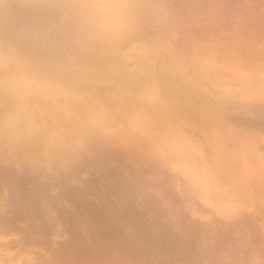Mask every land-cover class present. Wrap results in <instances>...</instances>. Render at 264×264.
Here are the masks:
<instances>
[{
  "label": "rangeland",
  "instance_id": "374dc122",
  "mask_svg": "<svg viewBox=\"0 0 264 264\" xmlns=\"http://www.w3.org/2000/svg\"><path fill=\"white\" fill-rule=\"evenodd\" d=\"M114 259L264 261V0H0V264Z\"/></svg>",
  "mask_w": 264,
  "mask_h": 264
},
{
  "label": "snow or ice",
  "instance_id": "6c2138e0",
  "mask_svg": "<svg viewBox=\"0 0 264 264\" xmlns=\"http://www.w3.org/2000/svg\"><path fill=\"white\" fill-rule=\"evenodd\" d=\"M45 264H76V262L52 260V261L45 262ZM106 264H126V262L119 260V259H114V260L107 261ZM261 264H264V261H262Z\"/></svg>",
  "mask_w": 264,
  "mask_h": 264
},
{
  "label": "bare ground",
  "instance_id": "6f19581e",
  "mask_svg": "<svg viewBox=\"0 0 264 264\" xmlns=\"http://www.w3.org/2000/svg\"><path fill=\"white\" fill-rule=\"evenodd\" d=\"M124 1H125V0H124ZM202 112H203V111H202ZM73 113H74V112H73ZM75 113H76V112H75ZM68 114H69V113H68ZM197 114H198V112H197ZM205 114H206V113H205ZM76 116H77V115H76ZM212 118H213V117H212ZM202 120H203V119H202ZM214 123H216V122H214ZM204 124H205V123H204ZM218 124H219V123H218ZM196 125H197V124H196ZM202 126H203V125H202ZM227 127H228V126H227ZM204 128H205V127H204ZM210 137H211V136H210ZM218 142H219V141H218ZM218 142H217V143H218ZM223 150H224V149H223ZM229 209H230V208H229ZM229 209H228V210H229ZM226 210H227V209H226ZM226 210H225V211H226Z\"/></svg>",
  "mask_w": 264,
  "mask_h": 264
}]
</instances>
